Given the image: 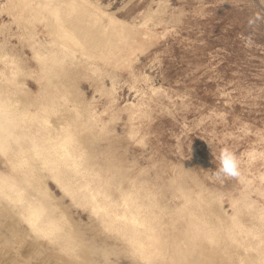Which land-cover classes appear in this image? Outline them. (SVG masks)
<instances>
[{
    "label": "rangeland",
    "instance_id": "obj_1",
    "mask_svg": "<svg viewBox=\"0 0 264 264\" xmlns=\"http://www.w3.org/2000/svg\"><path fill=\"white\" fill-rule=\"evenodd\" d=\"M65 2L0 0V102L18 110L0 181L21 189L0 188V264H264L259 0H79L83 45L63 58ZM225 147L241 175L221 182ZM29 205L59 233L35 232Z\"/></svg>",
    "mask_w": 264,
    "mask_h": 264
},
{
    "label": "bare ground",
    "instance_id": "obj_2",
    "mask_svg": "<svg viewBox=\"0 0 264 264\" xmlns=\"http://www.w3.org/2000/svg\"><path fill=\"white\" fill-rule=\"evenodd\" d=\"M78 2H79V0H66V2L63 5L65 11H63V9H62V11H60L59 7L54 8L53 9V13L55 15V21L53 20L54 22H49V26L52 29L53 33L55 34V37L57 36L58 39L61 40V42L64 45L63 47L65 49V54H64V56H61L63 58L65 56L66 57L67 56L74 57L75 54L77 53L78 47H82V45H83L81 38H82V36H84L85 32H84V28L81 27V23L77 22V24H76V23H73V22H71V23L69 22V18H70L69 15L72 12V8H74V6H76V4H78ZM86 4L94 6L91 3H87L86 2ZM94 7H96V6H94ZM66 13H68V15H66ZM61 57H56V62L61 63L62 62V58ZM4 107H5V105H4ZM4 107H3V105L0 102V115H1L0 116V152H6L7 150L10 149V142H9V139H8L9 135L5 136V135L2 134V132L9 130L8 125L12 121L13 116L16 115V113L18 112L17 109L9 110L10 113L9 112H4L3 111ZM40 109L43 110V108H40ZM50 110H52V109H50ZM50 112L51 111H49L48 113H50ZM45 113H47V112H45ZM42 115H44V114H42ZM42 115H40V116H42ZM38 117H39V115H38ZM42 119L44 120L45 124H47L49 122L48 118L46 116L43 117ZM38 121H39V119H38ZM12 123H14V122L12 121ZM69 136L66 135V138L69 137ZM54 138H55V136H52L50 138H46L45 140L46 141H52ZM63 143H64V141H63ZM31 144H32V142H31ZM65 144H67V143H65ZM65 147H67V146H65ZM38 148H39V146H38ZM21 151H22L21 153L20 152L18 153L19 156H22L23 155L22 153H25L24 149H21ZM20 154H22V155H20ZM35 155L36 156L37 155L40 156L41 154L38 151H35ZM60 155H62V154H60ZM68 161H70V160H68ZM73 162H75V161H73ZM62 163H64V162H62ZM49 168H50L49 169L50 172L59 170V169H57L58 167H53V163H52V166L49 167ZM52 177L56 180V182L59 185L61 184V182H59V180L56 178L57 176L53 175ZM34 179L36 180L37 183L40 181V178L38 176H34ZM38 184H37V186L40 185V184L39 185ZM0 188H1V192H2L3 195H5L7 197H10V198H13V199H14V197H16L18 199V201L21 199V196H20L21 195V189H18V187L15 185V183L11 182L10 180L2 178L1 181H0ZM63 189H64V187H63ZM42 191H43L42 192V198L44 199V197H46L48 195V189L44 188ZM25 211L26 212L24 213V217L26 218V221L28 222L30 227L35 232L41 233L44 237L55 236L57 233H59V231H60L59 229H60L61 224L59 222H56V221L53 222L50 219L46 220V211L44 209L39 210V207H36V206L34 207L32 205L31 206L29 205V206L26 207ZM59 224H60V226H59ZM124 229L126 230L127 228L124 227ZM154 242H155V240H154ZM259 244H260V242L257 241V243H254L253 245H251L252 246L251 248H253V251L256 254L259 253V249H258ZM140 246H141V244H140ZM249 256H250V254H249ZM243 259H246V258H243ZM241 261H243V260H241Z\"/></svg>",
    "mask_w": 264,
    "mask_h": 264
},
{
    "label": "clouds",
    "instance_id": "obj_3",
    "mask_svg": "<svg viewBox=\"0 0 264 264\" xmlns=\"http://www.w3.org/2000/svg\"><path fill=\"white\" fill-rule=\"evenodd\" d=\"M260 10L254 12L247 21L249 29L255 30L264 23V0H259ZM245 47H252L254 44L253 33L241 36ZM219 168L215 169L213 176L223 182L226 178L236 179L241 175L240 164L237 156L227 147L222 148L219 154Z\"/></svg>",
    "mask_w": 264,
    "mask_h": 264
}]
</instances>
